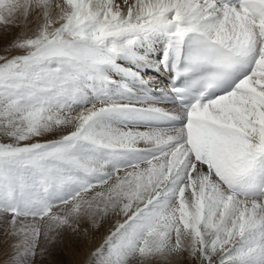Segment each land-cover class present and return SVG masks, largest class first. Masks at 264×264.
I'll return each instance as SVG.
<instances>
[{"label":"snow or ice","instance_id":"snow-or-ice-1","mask_svg":"<svg viewBox=\"0 0 264 264\" xmlns=\"http://www.w3.org/2000/svg\"><path fill=\"white\" fill-rule=\"evenodd\" d=\"M6 264L115 221L87 264H264V0H0Z\"/></svg>","mask_w":264,"mask_h":264},{"label":"rangeland","instance_id":"rangeland-1","mask_svg":"<svg viewBox=\"0 0 264 264\" xmlns=\"http://www.w3.org/2000/svg\"><path fill=\"white\" fill-rule=\"evenodd\" d=\"M16 29L5 30L3 26H0V52L19 33L20 30ZM114 222V220L105 222L89 233L82 232L79 237L65 233L62 239L47 245V251L43 256L35 258V264H87L92 252L103 243ZM11 243L12 241L0 229V264H6L8 261Z\"/></svg>","mask_w":264,"mask_h":264},{"label":"bare ground","instance_id":"bare-ground-1","mask_svg":"<svg viewBox=\"0 0 264 264\" xmlns=\"http://www.w3.org/2000/svg\"><path fill=\"white\" fill-rule=\"evenodd\" d=\"M17 29H18V28H17ZM17 29H16V30H17Z\"/></svg>","mask_w":264,"mask_h":264}]
</instances>
